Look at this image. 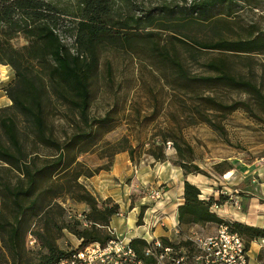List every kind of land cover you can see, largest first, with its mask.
<instances>
[{
    "label": "trees",
    "instance_id": "16d2710c",
    "mask_svg": "<svg viewBox=\"0 0 264 264\" xmlns=\"http://www.w3.org/2000/svg\"><path fill=\"white\" fill-rule=\"evenodd\" d=\"M60 0H0V65L8 66L13 79L4 91L11 104L0 108V170L13 172L14 183L0 174V264H23L28 235L45 253H36V264H54L68 256L56 240L67 230L85 245L104 244L111 239L102 229L118 213L116 204H98L79 182L100 169L91 170L77 160L95 145L98 134L110 131L111 118L90 117L91 84L98 74L102 53L109 49L144 51L173 75L171 86L207 89L210 94L193 93L196 102L194 121L215 128L207 111L230 114L243 109L257 118L252 106L264 115V63L255 71V55L264 56V31L249 30L244 37H218L200 41L180 33V26L208 19L212 7L225 0H181V5L163 3L157 9L142 10L132 0H77L74 9L58 4ZM139 13V14H137ZM195 16V17H194ZM68 22L72 26L66 25ZM162 32L165 36L162 39ZM22 39L23 45L13 41ZM66 38L72 39L67 43ZM163 40V43H162ZM180 50L203 68V74H190L184 67ZM214 52L199 63L203 52ZM245 69L242 72L241 69ZM188 87V88H187ZM222 91L244 94L247 101H225ZM54 102L66 110L71 132L59 141L47 124L45 108ZM14 113V115L8 112ZM18 116L30 137V152L21 139ZM170 142L176 165L183 174L206 175L195 163L192 147L182 138L166 137L146 150L155 162L165 159L163 147ZM110 156L126 152L134 161V148L127 137L106 143ZM42 151V153H40ZM50 152V153H46ZM106 170V169H105ZM108 170V169H107ZM62 198L88 207L83 218L91 223L81 227L77 219L65 220ZM213 203L201 198L198 187L183 182L182 203L177 206L178 226L225 225L249 243L264 239V229L219 218L210 208ZM37 226L31 231L30 226ZM166 244L165 239H161ZM186 244V243H183ZM146 242L132 239L130 246L145 264Z\"/></svg>",
    "mask_w": 264,
    "mask_h": 264
},
{
    "label": "rangeland",
    "instance_id": "374dc122",
    "mask_svg": "<svg viewBox=\"0 0 264 264\" xmlns=\"http://www.w3.org/2000/svg\"><path fill=\"white\" fill-rule=\"evenodd\" d=\"M168 1L132 0V3L140 11V9H157ZM76 2L77 0H60L58 4L74 9ZM171 2L181 5V0H171ZM209 16L206 20L196 16L198 22L180 26V33L200 41H208L215 40L219 36L231 40L237 39L244 37L249 30L262 32L264 31V0H225L212 7ZM66 25L72 26V23L68 22ZM164 33L161 34L162 39ZM66 42L70 43L72 39L66 38ZM13 44L20 46L24 41L19 38L14 40ZM203 53L199 63L215 55L211 51ZM180 56L185 69L190 74H203V68L188 58L182 50ZM254 61L255 71L259 73L258 65L264 63V56L255 55ZM239 69L245 72V69L241 67ZM2 74L5 77V73ZM173 79L169 71L154 62L139 48L134 52L109 49L102 53L98 74L91 84L90 117L102 118L108 115L111 118L109 125L111 129L107 133L98 134L94 140L95 145L78 156L77 160L91 170L102 168L91 178L81 177L79 182L95 197L98 204L109 201V205L118 206V213L111 218L107 226H111L112 219L130 215L135 227H145L148 231H153L155 228L162 230L171 228L170 242L184 243L186 237L191 234L189 232L191 227L198 237L204 238L213 235L218 225L180 227L177 222L176 227L179 232L174 233L175 226L171 227L163 219L169 210L167 213L160 212L156 207L161 205L162 200L164 201L162 196L170 188V185L167 186L170 179L168 177L171 175L170 169L181 170L175 164L177 161L175 151L170 146V142H165L163 147L165 159L163 162H155L146 154V150L149 147L155 149L163 138L169 136L182 138L193 149L194 163L206 173V175L189 174L201 180V184L199 183L203 190L201 198L213 203L210 210L219 218L241 223L239 216L243 211L245 212L246 206L239 197L246 198L247 194L235 185L241 172H250L255 165L264 164L262 162L264 161V115L253 106L257 118H253L243 109L225 115L207 111L211 120L217 124L215 128L205 123L190 124L194 121L192 119L197 107L196 102L191 100L193 93L190 91L195 90L203 95H208L210 92L196 87L185 89L171 86L169 83H172ZM221 94L225 101H247V96L244 94L228 91H222ZM8 113L14 115L12 111ZM45 114L47 124L59 141L63 140L66 134H70V122L66 110L61 105L54 102L45 108ZM15 117L22 132L23 144L26 151L30 152L33 148L30 137L26 136L25 124L18 116ZM123 136L128 138L134 148L133 162L129 161L126 152L110 156L111 149L106 143H113ZM120 155H124L125 158L121 159ZM115 163L116 166L113 168ZM0 174L11 183L16 180L13 172L0 170ZM250 185L253 189L254 184L250 183ZM234 188H237V193L232 192ZM170 190V202L181 204L182 196L178 201L176 189ZM60 204L65 209V220L76 219L78 214L82 217V214L88 211L86 205L72 203L67 198H62ZM226 210H233L235 216L230 217L229 213L226 214ZM0 212L9 217L8 211L1 205ZM171 215L172 213H169L167 217ZM98 228L106 233L103 227L98 226ZM36 229L37 226H30L32 232ZM125 238L130 239L129 236ZM153 239L161 241L162 238L150 240ZM165 240L169 242L168 239ZM79 243L82 242L67 230H63L56 240L57 247L65 252L72 250ZM24 247L25 252L21 259L23 264H36V253L46 252L37 246V242L30 244L27 237ZM257 247L254 241L249 243L247 248L250 251V258L254 259L258 251Z\"/></svg>",
    "mask_w": 264,
    "mask_h": 264
},
{
    "label": "built area",
    "instance_id": "2783aa9c",
    "mask_svg": "<svg viewBox=\"0 0 264 264\" xmlns=\"http://www.w3.org/2000/svg\"><path fill=\"white\" fill-rule=\"evenodd\" d=\"M76 217L81 227L91 226L83 216L78 214ZM174 226V233H178L177 225ZM103 229L111 239L104 244L88 243L82 246L79 243L68 256L54 264H145L130 246L131 239L121 238L110 225ZM189 232L191 234L186 237V244L179 241L172 243L170 240L165 244L160 239L144 240L147 244L143 250L144 257L152 259V264H264V239L254 241L258 251L252 259L243 238L225 225L217 226L213 235L204 238L198 237L192 227ZM27 240L30 244L35 243L30 235Z\"/></svg>",
    "mask_w": 264,
    "mask_h": 264
},
{
    "label": "crops",
    "instance_id": "0c3cea01",
    "mask_svg": "<svg viewBox=\"0 0 264 264\" xmlns=\"http://www.w3.org/2000/svg\"><path fill=\"white\" fill-rule=\"evenodd\" d=\"M2 72L5 73V77L3 76ZM12 79H13L12 70L8 66L0 65V108L8 107L11 104L10 100L5 95L4 89L6 85H8L11 82ZM120 156L121 159L125 158L124 155H120ZM117 160L118 159H115V161ZM257 163L258 162H256V164ZM115 166L116 163L113 165V168ZM170 172L171 175H169L168 177L170 179H168V184L166 183L167 186L170 185V188L165 191V193L162 196L164 201L162 200L161 205H157L156 209L160 212H165V213H167V210H169V213H172V215L169 217H167L169 213H167L166 217H163L165 222L172 227L177 223V206L180 203L177 202L174 204L170 202L171 201L170 189L171 188L176 189L178 201L181 200L184 181H187L190 184L197 186L202 195H203V190L199 185L201 180L198 179L197 177L189 174L183 175L181 170L175 168L170 169ZM237 182L238 183L235 186L240 187V189H243L248 195V196L246 195V198L239 197L240 201H242V203L244 202L243 205L246 206V207L244 206L245 212L243 211V213H241L239 216L240 218L239 222L248 226L264 229V164L255 165L253 170H251L250 172H244V171L241 172L240 175L238 176ZM250 183L254 184L253 189H251ZM98 188H100V186ZM232 192L237 193V188H234ZM119 208L121 210L120 206ZM132 210H134V208ZM225 212L226 214L229 213L230 217L233 215L235 216L233 210H229V211L226 210ZM111 226L115 228L116 234L121 238L123 237L125 238L129 236L130 239L150 240L152 238H165L171 240V233H170L171 228H168L166 230L155 228L153 231H148L145 227L143 228L135 227L134 220L132 219V217H130V215L124 218H116L115 220L112 219Z\"/></svg>",
    "mask_w": 264,
    "mask_h": 264
}]
</instances>
